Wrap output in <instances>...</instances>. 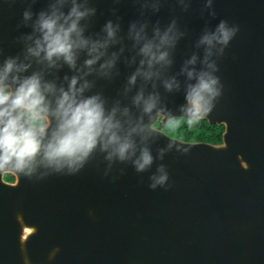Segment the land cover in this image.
<instances>
[{
	"label": "water",
	"instance_id": "water-1",
	"mask_svg": "<svg viewBox=\"0 0 264 264\" xmlns=\"http://www.w3.org/2000/svg\"><path fill=\"white\" fill-rule=\"evenodd\" d=\"M48 3L0 0V59L6 57L4 36L29 31L22 11ZM91 5V31L108 19L119 18L123 29L138 19L161 25L174 19L182 35L168 75H178L188 57L201 53L195 45L206 24L224 19L238 26L215 58L221 94L201 118L224 126L222 142H185L160 128L153 152L175 146L149 170L163 164L168 172V186L155 190L148 187L149 172L138 174L128 164L116 163L105 175L100 156L73 175L13 174L15 182L7 183L0 174V264H24L25 255L31 264H264V0H213L215 17L205 0ZM18 55L11 47V56ZM118 71L96 83L109 101L122 99L131 68L119 64ZM161 92L169 109L183 103L182 90Z\"/></svg>",
	"mask_w": 264,
	"mask_h": 264
},
{
	"label": "clouds",
	"instance_id": "clouds-1",
	"mask_svg": "<svg viewBox=\"0 0 264 264\" xmlns=\"http://www.w3.org/2000/svg\"><path fill=\"white\" fill-rule=\"evenodd\" d=\"M212 4L205 0L208 15L215 17ZM95 15L91 0H49L46 8L22 11L21 23L29 29L20 37L22 52L0 59V172L29 178L73 175L100 156L105 175L116 163L128 164L138 174L149 172L150 189L166 188L165 166L149 171L175 146L170 142L153 152L160 126H191L210 111L221 94L215 58L238 26L224 19L206 24L195 45L201 53L188 57L178 75H168L182 35L174 19L163 25L133 20L126 29L119 18L108 19L91 31ZM119 64L131 71L122 99L109 101L95 90L96 83L118 75ZM161 89L182 90L176 111L167 107ZM24 264H31L26 255Z\"/></svg>",
	"mask_w": 264,
	"mask_h": 264
},
{
	"label": "trees",
	"instance_id": "trees-1",
	"mask_svg": "<svg viewBox=\"0 0 264 264\" xmlns=\"http://www.w3.org/2000/svg\"><path fill=\"white\" fill-rule=\"evenodd\" d=\"M160 128L169 136L185 142H207L210 144H220L225 129L223 125L210 124L205 119H199L191 126L182 123L174 129L163 126Z\"/></svg>",
	"mask_w": 264,
	"mask_h": 264
},
{
	"label": "flooded vegetation",
	"instance_id": "flooded-vegetation-1",
	"mask_svg": "<svg viewBox=\"0 0 264 264\" xmlns=\"http://www.w3.org/2000/svg\"><path fill=\"white\" fill-rule=\"evenodd\" d=\"M20 37H21L20 35L15 36L14 38H11L10 35H6L3 37L6 57L11 56V47L18 48L19 55L21 54V48H22L23 42L21 41ZM11 40L13 41L12 43H11ZM0 174L2 175L3 180L7 183H14L16 180V177L9 172H0Z\"/></svg>",
	"mask_w": 264,
	"mask_h": 264
}]
</instances>
